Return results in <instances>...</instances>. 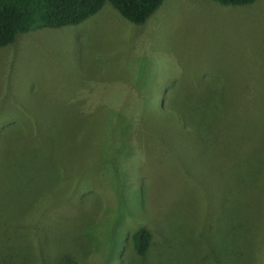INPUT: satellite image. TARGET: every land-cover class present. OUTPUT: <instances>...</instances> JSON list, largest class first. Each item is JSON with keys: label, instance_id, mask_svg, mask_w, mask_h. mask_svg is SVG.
Here are the masks:
<instances>
[{"label": "rangeland", "instance_id": "obj_1", "mask_svg": "<svg viewBox=\"0 0 264 264\" xmlns=\"http://www.w3.org/2000/svg\"><path fill=\"white\" fill-rule=\"evenodd\" d=\"M69 262L264 264V0L0 48V264Z\"/></svg>", "mask_w": 264, "mask_h": 264}, {"label": "trees", "instance_id": "obj_2", "mask_svg": "<svg viewBox=\"0 0 264 264\" xmlns=\"http://www.w3.org/2000/svg\"><path fill=\"white\" fill-rule=\"evenodd\" d=\"M164 0H0V48L12 44L20 33L58 29L83 23L100 12L109 2L126 20L146 23ZM227 6H246L257 0H212ZM152 234L142 227L132 235L139 256L150 249ZM68 264H76L69 262Z\"/></svg>", "mask_w": 264, "mask_h": 264}]
</instances>
